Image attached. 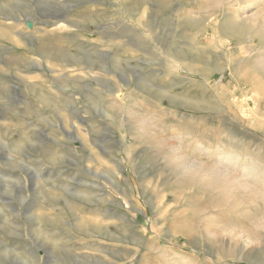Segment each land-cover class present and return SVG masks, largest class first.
<instances>
[{
	"label": "rangeland",
	"instance_id": "rangeland-1",
	"mask_svg": "<svg viewBox=\"0 0 264 264\" xmlns=\"http://www.w3.org/2000/svg\"><path fill=\"white\" fill-rule=\"evenodd\" d=\"M263 182L264 0H0V264H264Z\"/></svg>",
	"mask_w": 264,
	"mask_h": 264
},
{
	"label": "bare ground",
	"instance_id": "bare-ground-1",
	"mask_svg": "<svg viewBox=\"0 0 264 264\" xmlns=\"http://www.w3.org/2000/svg\"><path fill=\"white\" fill-rule=\"evenodd\" d=\"M255 5H256V4L254 3V1H251V2H250V7H249V8H252V7L255 6ZM220 154H221V153H220ZM236 155H237V154H236ZM223 156H224V155H223ZM237 160H238V158H237ZM236 162H237V161H236ZM248 164H249V163H248ZM241 165H242V164H241ZM207 167H208V166H207ZM215 167H216V166H215ZM218 167H219V166H218ZM220 167H221V166H220ZM214 169H215V168H213V170H214ZM217 169H218V168H217ZM235 169H236V168H235ZM213 170H212V171H213ZM226 170H227V168H226ZM241 170H243L245 173L248 174V173L253 172L254 169H253V168H250L248 165H246V163H244V164L242 165V167H241ZM256 170H257V169H256ZM258 170H259V169H258ZM260 171H261V170H260ZM215 172H216V174H217L216 176L219 175L223 181H224V180H226V181L229 180V177H230V175H231L228 171H225V170H222V169H218V170L215 171ZM215 172H214V173H215ZM255 175H256V174H255ZM238 176H239V178H240V175H238ZM251 176H252V174H251ZM256 176H257V175H256ZM246 177H247V176H245V178H246ZM216 178H217V177H216ZM221 179H220V182H221ZM243 179H244V178H243ZM246 179H247V178H246ZM217 180H218V179H217ZM244 180H245V179H244ZM232 182L234 183V185H235V184H236V185L239 184V185H241V186H248V185L246 184L247 182L244 181V182H245V183H244V182H242L241 180H239L237 177H234V178L232 179ZM263 183H264V182H263ZM248 184H249V183H248ZM253 184H254V183H253ZM252 186H253V185H252ZM233 187H234V186H233ZM231 188H232V187H231ZM231 188H229V189H231ZM242 188H243V187H242ZM245 188H247V187H244V189H245ZM251 188H252V190L254 191L253 187H251ZM249 189H250V188H249ZM241 190H242V189H241ZM252 190H251V192H253ZM225 191H227V190H225ZM227 192H229V191H227ZM232 194H234V193H232ZM228 195H229V194H228ZM234 195H235V194H234ZM234 195H233V196H234ZM229 196H230V195H229ZM233 196H232V197H233ZM235 196H236V195H235ZM234 198H235V197H234ZM237 199H238V198H237ZM225 200H226V199H225ZM233 200L235 201V199H233ZM222 201H223V200H222ZM237 201H238V200H237ZM251 202H252V201H251ZM235 203H236V202H235ZM236 204H237V203H236ZM222 205H223V204H222ZM224 206H225V205H224ZM224 208H225V207H224ZM256 226H257V225H256ZM259 228H260V227H259ZM259 228L257 227L256 230L259 229ZM263 228H264V226H263ZM254 229H255V228H254ZM230 230H231V229H230ZM245 230H246V228H245ZM252 231H253V230H252ZM262 231H263V230H262ZM225 232H227V231H225ZM232 232H233V230H232ZM235 232H236V231H235ZM237 232H239V231H237ZM245 232H246V231H245ZM229 233H230V232H229ZM250 233H251V232H250L249 229H248V233H247V236H246L247 238H246V239L244 238L245 242H247V241H249V240H253V236H254V238H255L256 235L262 236V233H263V232H260V231H258V232H254L255 234H252V235H251ZM242 234H243V233H242ZM230 235H232V233H231ZM230 235H229V236H230ZM239 235H241V233H240ZM263 235H264V233H263ZM233 236H234V233H233ZM235 236H236V235H235ZM235 236H234V237H235ZM237 236H238V235H237ZM242 236L244 237V234H243ZM257 237H258V236H257ZM259 239H260V238H259ZM256 240L258 241V239H255V241H256ZM249 242H250V241H249ZM253 242H254V241H253ZM244 245H245V247L247 246L246 243H245ZM243 247H244V246H243ZM242 250H243V249H242ZM242 250H241V251H242ZM252 250H253V249H252ZM246 251H247V250H246ZM246 251H244V252H246ZM244 252H243V253H244ZM247 264H248V263H247Z\"/></svg>",
	"mask_w": 264,
	"mask_h": 264
}]
</instances>
